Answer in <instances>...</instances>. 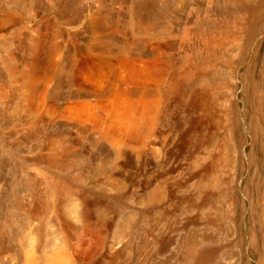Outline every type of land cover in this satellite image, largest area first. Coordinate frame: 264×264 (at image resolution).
I'll return each mask as SVG.
<instances>
[{
	"label": "rangeland",
	"instance_id": "1",
	"mask_svg": "<svg viewBox=\"0 0 264 264\" xmlns=\"http://www.w3.org/2000/svg\"><path fill=\"white\" fill-rule=\"evenodd\" d=\"M5 1L0 53L36 112L0 113V264L65 199L83 264H264V0ZM136 82L159 83L160 115L119 94Z\"/></svg>",
	"mask_w": 264,
	"mask_h": 264
},
{
	"label": "bare ground",
	"instance_id": "2",
	"mask_svg": "<svg viewBox=\"0 0 264 264\" xmlns=\"http://www.w3.org/2000/svg\"><path fill=\"white\" fill-rule=\"evenodd\" d=\"M15 2H17V0H13L12 3L16 4ZM147 2V1H146ZM7 5H6V4ZM10 1L6 2L5 0H1L0 1V26L2 25L3 21L9 17V15L12 17H16L17 13L16 12H11V11H7V7L10 6ZM140 4V3H139ZM147 6V5H146ZM143 7V6H142ZM95 12V11H94ZM92 16V15H91ZM8 19V18H7ZM93 19V18H92ZM99 19V18H98ZM10 20V19H9ZM6 20V21H9ZM146 22V21H145ZM144 22V23H145ZM149 22V21H148ZM6 23V22H5ZM91 23V22H90ZM147 23V22H146ZM9 24V23H8ZM82 24V23H81ZM7 25V24H6ZM98 26V25H97ZM66 34V33H65ZM12 40V39H11ZM14 41V40H13ZM12 42V41H10ZM15 45V43H14ZM53 45V44H52ZM55 46V45H54ZM16 47V45H15ZM13 48V47H12ZM4 54V53H3ZM2 54V52L0 53V64L4 63L7 65V67L9 68V76H11V84L7 85L4 83L0 82V113L5 111H9L10 113H15L17 112L20 108L22 110H27L30 112H36L35 111V106L34 105H27L25 104L24 101V96L29 95L30 94V89L32 87V85H27L25 84L24 86L27 87V92L25 93L24 90L22 92V84H21V78L24 77V71L21 70L20 65H18V61L16 56L14 55V53H9L8 56H4ZM140 58V57H139ZM86 60V59H85ZM150 61V60H149ZM147 62V61H146ZM150 63V62H149ZM153 63V61H152ZM133 64V62H132ZM148 64V63H146ZM151 64V63H150ZM5 67V66H4ZM103 67V66H102ZM108 67V66H107ZM6 68V69H8ZM104 68V67H103ZM5 69V68H4ZM79 69V74L80 77L83 75H87L88 77H92L95 78V76L98 77V75H103V74H107V72H103L102 68L98 65L95 64L93 62H87V61H82L81 66ZM8 72V71H7ZM6 72V73H7ZM116 75V79L112 80V82L116 83L119 82L118 76H117V72L111 71L109 74H113ZM156 73V72H154ZM77 74V73H76ZM154 75V74H153ZM89 77V78H90ZM96 77V78H97ZM109 77L110 76H106ZM5 79V78H4ZM74 79V78H73ZM76 81H81L80 78L77 76L75 77ZM122 81V78H121ZM156 81V80H154ZM25 82V81H24ZM75 82V81H73ZM84 82V81H83ZM124 82V80H123ZM158 82V81H157ZM85 83V82H84ZM151 84V83H150ZM34 85V84H33ZM74 85V84H73ZM78 85V84H77ZM82 85V83H81ZM108 85V84H107ZM111 85V84H110ZM108 85V86H110ZM159 85V83H157V86ZM55 86V85H54ZM57 86V85H56ZM59 86V85H58ZM80 86V85H79ZM78 86V87H79ZM87 86V85H86ZM118 86L120 88H118V92L121 95H124L125 93L127 95L129 94H133L135 95L138 92H143L142 93V97H155V94L157 93L158 89L157 86L154 88V86H149L146 87L144 86V84L142 85V83H138L136 82L135 85H125V84H119ZM81 87V86H80ZM106 87V86H105ZM98 89L97 87H93V86H87V88L89 89V94L93 95L97 98L101 99V96L106 92H108V90H111L112 88L107 87L106 89ZM64 88V86H63ZM82 88V87H81ZM37 89L36 86L33 90ZM59 89V88H58ZM61 89V88H60ZM59 89V90H60ZM55 90V89H53ZM83 90V89H82ZM32 91V90H31ZM84 91V90H83ZM264 91V89H263ZM35 92V91H32ZM52 92V91H51ZM64 92V91H63ZM69 92V91H68ZM117 92V93H118ZM42 93V92H40ZM39 92H37L36 97L40 94ZM62 94V93H60ZM81 94V93H80ZM42 96V95H41ZM65 96V95H64ZM87 96V95H86ZM28 97V96H26ZM45 96H43L44 98ZM58 97V96H57ZM78 97V96H77ZM24 98V99H23ZM42 98V97H41ZM49 98V97H48ZM32 99V98H31ZM26 100V99H25ZM41 100V99H40ZM33 101V100H32ZM57 101V100H56ZM31 102V100H30ZM133 102H131L130 104H128L126 106V111L129 109V111H133L132 109V105ZM156 109H157V113L158 115H160V113L162 112V110H164L165 108V103L164 106L163 105V101L161 98L159 97H155L154 101H153ZM58 104V103H57ZM36 105H38V103H36ZM56 106V103H55ZM54 106V108H55ZM41 107V106H40ZM37 108V107H36ZM37 113H38V109ZM29 112V113H30ZM36 113V114H37ZM40 114V113H39ZM56 114H58L60 117H65V114L63 113V111H61L59 109V107H56ZM123 114V113H122ZM27 115V114H26ZM125 114H123L124 116ZM38 116V115H37ZM40 116V115H39ZM22 117V116H21ZM34 117V116H33ZM24 120V119H23ZM83 126V125H82ZM84 127V126H83ZM82 129V128H81ZM83 130V129H82ZM52 147V146H51ZM49 149V148H48ZM51 155V154H50ZM66 156V155H64ZM63 156V157H64ZM63 159V158H62ZM51 162V161H50ZM43 193V192H42ZM60 194V193H59ZM43 199V198H42ZM68 199V198H67ZM70 200V199H69ZM72 200V199H71ZM52 201V200H51ZM61 201V200H59ZM39 202V201H38ZM47 203L49 204V200H47ZM59 203V202H58ZM76 203V202H75ZM72 203H70L68 200H63L62 201V209L59 213V227L55 225V221L53 218V207L54 204L53 202H51L50 206H51V211L48 212L46 214L43 215L42 217V222L40 223V225L35 229H32V232L35 233V237L34 234L31 235V241L30 244L28 246V248H26L25 250V260L23 264H37L39 262H43L42 264H83L81 261V257L79 255V252L77 250H74L75 247L71 246L70 242L67 241V233L71 230L72 231V227L70 225V222L68 220V216H69V212H68V207H71ZM78 205V204H77ZM76 206V205H75ZM78 209V208H77ZM76 210H72V212H75ZM54 212V211H53ZM29 214V213H28ZM34 215V214H33ZM39 217V215H37ZM87 216V215H86ZM37 217V218H38ZM40 218V217H39ZM25 219V218H24ZM34 219V218H33ZM89 220V219H88ZM21 221V220H20ZM82 221V220H81ZM5 222V221H4ZM17 222V221H16ZM25 222V221H24ZM28 222V221H27ZM129 222V221H128ZM23 223V222H22ZM83 224V223H82ZM126 224V223H124ZM32 226V225H31ZM33 227V226H32ZM3 228V227H1ZM30 228V226H29ZM12 229V228H11ZM78 229V228H77ZM64 236V239L66 241H64L61 237ZM16 231V230H15ZM64 232V235L63 233ZM14 233V232H13ZM71 233V232H69ZM259 233V232H258ZM262 233V232H261ZM78 234V233H77ZM126 234V227H121L120 231L117 232L115 238L119 239L125 237ZM260 234V233H259ZM6 235V234H5ZM15 236V235H14ZM70 236V235H69ZM19 237V236H17ZM6 239V238H5ZM73 239V238H72ZM78 239V238H77ZM116 241V240H115ZM73 242V241H72ZM4 245V244H3ZM81 245V244H80ZM79 245V246H80ZM4 247V246H3ZM262 247V246H261ZM128 248V247H127ZM20 249L22 250V248L20 247ZM86 249V248H85ZM110 249V248H109ZM83 251V250H82ZM86 253V252H85ZM86 255V254H85ZM84 255V256H85ZM87 256V255H86ZM85 256V257H86ZM255 260V259H254ZM23 261V259H22ZM90 261V260H89Z\"/></svg>",
	"mask_w": 264,
	"mask_h": 264
}]
</instances>
